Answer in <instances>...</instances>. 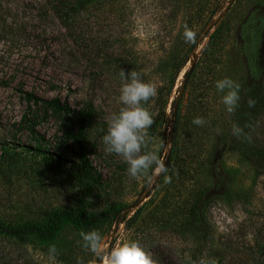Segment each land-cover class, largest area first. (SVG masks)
Masks as SVG:
<instances>
[{"label": "rangeland", "instance_id": "rangeland-1", "mask_svg": "<svg viewBox=\"0 0 264 264\" xmlns=\"http://www.w3.org/2000/svg\"><path fill=\"white\" fill-rule=\"evenodd\" d=\"M77 1L0 0V226L78 208L67 163L19 146L42 136L67 160L60 133L73 123L34 112L24 92L91 104L102 184L84 210L107 218L47 238L0 230V264H264V109L251 150L232 134L242 82L264 94V0ZM204 187L193 232L188 208Z\"/></svg>", "mask_w": 264, "mask_h": 264}, {"label": "trees", "instance_id": "trees-1", "mask_svg": "<svg viewBox=\"0 0 264 264\" xmlns=\"http://www.w3.org/2000/svg\"><path fill=\"white\" fill-rule=\"evenodd\" d=\"M53 2L54 4L62 6H68L70 4L75 5V7L78 6L77 0H53ZM208 43L209 41H206L203 44L201 52L206 49ZM181 55L182 52L180 53V56ZM187 55L188 52L185 51L182 57V63L187 59ZM189 70L190 69L183 72L182 79L188 75ZM241 92L240 99L235 108L232 134L238 142L237 148L244 154L246 150H251L253 147L247 144L248 137L257 115L264 109V94L261 85L251 81L242 82ZM23 94L26 102L33 105L34 112H42L44 115L47 113H57L68 117L73 123L72 129L62 128L60 133V139L64 144V150L67 151L70 156L67 160L60 154V151L49 150L41 146L39 140H43L42 136L39 137V139L36 138L38 142L34 145L26 143L19 146L26 152L47 157L48 159H54L57 163H67L69 175L77 190L75 203L78 208L54 210L47 215L42 224L25 223L12 229L0 226V230L16 238H21L30 233L47 238L51 237L63 222L68 221L74 224L88 225L100 220V218H107V215L91 214L84 210V208L92 204L93 198L96 196L102 184L101 175L92 166L88 156L91 149L94 147L87 138V126L90 123L93 110L91 104L85 103L79 108H71L66 102L60 101L58 97L42 98L29 92H24ZM173 101H175V99H173ZM174 124L175 120H173L172 130H174ZM30 132L34 134L32 127H30ZM33 138H35L34 135ZM16 144L18 145V143ZM257 159L260 160L259 158ZM250 160L254 162L253 159ZM210 191L211 187H204L195 193L188 208V217L186 219V226L190 231L200 232L205 226L203 206L212 198L209 194ZM236 195L237 193L231 190L224 189L222 191V196L226 199H230ZM201 264H214V261L204 260Z\"/></svg>", "mask_w": 264, "mask_h": 264}]
</instances>
